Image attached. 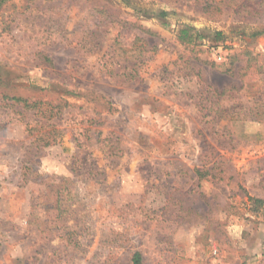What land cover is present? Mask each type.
<instances>
[{"label": "rangeland", "instance_id": "rangeland-1", "mask_svg": "<svg viewBox=\"0 0 264 264\" xmlns=\"http://www.w3.org/2000/svg\"><path fill=\"white\" fill-rule=\"evenodd\" d=\"M128 1L0 7V90L81 94L49 146L0 105V264H264V0Z\"/></svg>", "mask_w": 264, "mask_h": 264}, {"label": "trees", "instance_id": "trees-1", "mask_svg": "<svg viewBox=\"0 0 264 264\" xmlns=\"http://www.w3.org/2000/svg\"><path fill=\"white\" fill-rule=\"evenodd\" d=\"M7 0H0L1 5ZM128 1V0H125ZM129 2V1H128ZM127 2V3H128ZM137 12L143 13V15H153L159 19L165 21L168 15L167 10H157L151 12L144 8H135ZM250 12V10H246ZM167 24L168 22L165 21ZM264 34V24H259L252 31L253 36ZM217 41L224 38L222 31L216 32ZM178 38L182 43H192L197 39H201L202 35L195 28L183 25L179 29ZM42 55V61L44 63H52V59L48 56ZM133 72H118L111 70L109 75L113 78L122 77H134ZM1 79V78H0ZM0 80V87H5V85H10L8 82H2ZM10 83V82H9ZM19 86V87H18ZM94 95V99L102 105V108H106L105 105L109 102L105 101V96L97 92H91ZM81 94L76 92V89L69 91H59L55 94L52 89L40 88L32 82L27 84H13L9 89L0 90V105H19L23 108L22 113L32 112V116L37 117L33 124L26 122L25 126L28 131L34 135L35 141L42 146H49L61 143L62 141V130L57 125L56 121L51 122L57 116H60L63 108L67 107L73 99H78ZM107 109V108H106ZM19 111V110H18ZM21 113V112H19ZM257 205H264V198H252ZM132 264H144V259L141 251L136 250L132 255Z\"/></svg>", "mask_w": 264, "mask_h": 264}]
</instances>
